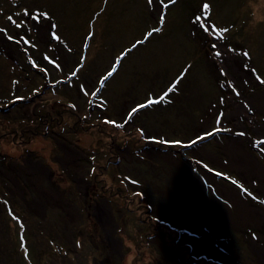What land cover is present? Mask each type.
Returning a JSON list of instances; mask_svg holds the SVG:
<instances>
[{"label": "rangeland", "instance_id": "374dc122", "mask_svg": "<svg viewBox=\"0 0 264 264\" xmlns=\"http://www.w3.org/2000/svg\"><path fill=\"white\" fill-rule=\"evenodd\" d=\"M163 13L160 25V6L148 0H0V264H205L203 255L264 264V237L250 233H264L254 201L264 202V123L248 111L264 112V0H177ZM205 23L229 31L221 38ZM187 66L163 103L122 128L106 122L124 123ZM221 72L240 102L226 114ZM216 129L228 134L198 139ZM28 194L38 219L22 217ZM54 233L62 255L50 249ZM209 233L231 247L220 250L224 239Z\"/></svg>", "mask_w": 264, "mask_h": 264}, {"label": "snow or ice", "instance_id": "6c2138e0", "mask_svg": "<svg viewBox=\"0 0 264 264\" xmlns=\"http://www.w3.org/2000/svg\"><path fill=\"white\" fill-rule=\"evenodd\" d=\"M149 4H153L154 2L158 3L159 6H160V10H161V15H160V18H159V23L160 25H163L164 22H165V15L163 14V10L164 9H167L169 7H171L172 5H174L175 3H177V0H167V2H165V0H148ZM209 8V5L207 3H205L203 5V9L205 10V12L208 10ZM41 16H47L46 13H41L40 14ZM12 18L9 17V20H11ZM37 19H39V17H37ZM202 19V17L200 16H197L196 17V20L197 22H200ZM17 27H20L21 25L17 24L16 25ZM53 27H55V25H53ZM202 27L204 28L205 31H213L216 35L220 36L221 38L224 37V35L229 31V29L227 27H224V28H217V27H214V26H209L207 25L206 23L205 24H202ZM161 31V27H154L151 29V31H148L143 40H137L133 45H132V48L131 49H128L126 50V52L122 53L120 56L117 57L116 59V62L115 64L112 66V69L111 71L107 72L106 76H104L101 80H100V85L101 87L104 86L105 82L110 78L112 77L115 73H116V70H117V66L121 63V61L124 59V57L127 55L128 52H130L131 50L137 48L139 45L143 44L145 41H147L150 37H152L154 34L156 33H159ZM92 34L89 33V36H91ZM56 39H59V36H56L55 37ZM24 43H30L29 41H24ZM215 47V45L213 46ZM244 56H248L249 53L248 52H244L243 53ZM217 55H220L219 52H217ZM45 59H49L48 57H45ZM53 63H55V61H52ZM35 66V65H34ZM190 66H187L180 74L179 77H177L176 81L173 82V84L171 85V87L168 88V90L166 92H164L163 95L159 96L158 99H153L152 97H149L147 99V102L146 103H141V104H138L137 106L133 107L129 113L127 114V119L124 121V123H120V124H117L115 121H106L107 123H111L113 124L114 126L116 127H124V124L125 123H128L136 113H138L139 111H141L142 109H145V108H148V107H151L152 105L154 104H161L163 103L169 96L170 93H172L173 91L176 90L177 88V85L179 84L180 80L187 75L188 73V70H189ZM78 71V70H77ZM77 73L76 72H73L72 75L75 76ZM99 88L95 91V92H92L91 95L95 96L97 95V93L99 92ZM87 94V93H86ZM17 100H21L23 99V97H16ZM74 107V106H73ZM222 115V114H221ZM220 120H221V116H218L217 117V123L219 124L220 123ZM215 131H220V129H216ZM215 132H209V133H206L205 135L208 136V135H214ZM204 137H198V139H203ZM196 141H193V143H195ZM175 143L179 144L180 142L179 141H175ZM264 143V142H262ZM233 183H236V181H233ZM246 191V189H245ZM15 218V217H14ZM21 246H25L24 245V237H21ZM28 249L27 247H25V256L27 258L28 256Z\"/></svg>", "mask_w": 264, "mask_h": 264}, {"label": "trees", "instance_id": "16d2710c", "mask_svg": "<svg viewBox=\"0 0 264 264\" xmlns=\"http://www.w3.org/2000/svg\"><path fill=\"white\" fill-rule=\"evenodd\" d=\"M242 2V1H241ZM243 3H245L244 1H243ZM246 4V3H245ZM209 6H210V4H208ZM164 14V13H163ZM192 28H194V30L195 31H198V29L196 28V27H191V29ZM215 44H214V40H211V39H209L208 41H206L205 42V44H204V46H205V48H206V50L207 49H211V48H215V47H213ZM242 52V51H241ZM244 52H248L249 53V51L246 49V51H245V49H244ZM244 52H242V53H244ZM242 56L244 57V58H247L250 62H251V55L249 54L248 56H244V54H242ZM250 62H248V63H250ZM220 74H222L221 75V79H222V81L224 82V84H225V87H223V85H221L220 84V89H221V93H222V96H221V98H220V100H221V102L220 103H218V105H219V107H218V110L219 111H225L224 113L226 114V112H228V111H230L231 110V108H232V104H233V102H237V104H239L240 102H239V99L237 100L236 98L233 100V99H231V97H232V94L234 93L233 91H236L237 89H236V87L233 85V87H230V82L231 81H229L230 79H229V77H228V75H226L224 72H221ZM232 83V82H231ZM256 87H257V85H256ZM261 88H262V86H260ZM249 88V87H248ZM258 88V87H257ZM238 92V91H237ZM239 95V94H238ZM238 97V96H237ZM238 98H242V96L240 95ZM249 111V116H250V118H252L253 119V124H257V122H256V120H254V116L255 115H260L261 117H263V120H262V122L264 123V112H262V113H260V112H256V111H252V110H248ZM242 124L243 125H245L246 126V130H247V132H248V134H247V137L249 136V135H251V136H253V142H255V140H256V137H257V135H256V133H253L249 128L251 127V122L249 121V120H247V118H244L243 120H242ZM223 125H230V121H228V120H225V119H223ZM212 132H215V134L214 135H208V136H206V135H203V137L204 138H209V137H212V140H213V142H215V139L218 137V139L219 138H221V136L220 135H218L217 133L218 132H222V135L223 136H225V134H228L227 132L228 131H226L225 129L224 130H220V131H215V130H213ZM223 136H222V138H223ZM248 139H249V137H248ZM250 140V139H249ZM216 143V142H215ZM255 151H257V150H255L254 148H253V152H255ZM257 152H259V151H257ZM255 154V153H254ZM257 155V154H256ZM259 155H261L260 154V152H259ZM262 156V155H261ZM263 159H264V157H263ZM219 172V175L218 176H220V178H223V179H228V176L226 175V174H223V172H221V171H218ZM245 189H246V191H245ZM240 190H242V192L244 193V194H246L247 196H248V193H249V195L250 196H252L251 195V193L247 190V187H240ZM254 197V196H253ZM254 201L258 204V205H261V206H263L264 207V202H261V203H259V202H257L256 201V199H254ZM29 224H30V227L32 228V229H35L36 228V230H37V227H35V223L34 222H29ZM33 224H34V226H33ZM57 229V228H56ZM56 229H55V231H56ZM250 233H251V235L252 236H257V235H259V234H262V237H264V233L262 232V231H260V230H253V232L252 231H250ZM247 237H248V234L246 233L245 234ZM225 238V239H224ZM226 238H227V236H225V237H223V242H225L227 245H229L230 243H231V241L230 240H226ZM48 243H49V245H50V249L52 250V251H54V253L56 252L57 254H61L62 255V251H61V249H59V247H58V245L57 246H54V245H52V243H54L55 244V241H56V239H55V233L54 234H50L49 236H48ZM57 242V241H56ZM53 246H54V248H53ZM230 246V245H229ZM231 247V246H230ZM222 248V247H221ZM204 257V256H203ZM204 260H205V264H223L222 262H218V261H214V260H209L208 258H206V257H204Z\"/></svg>", "mask_w": 264, "mask_h": 264}, {"label": "flooded vegetation", "instance_id": "af4514ba", "mask_svg": "<svg viewBox=\"0 0 264 264\" xmlns=\"http://www.w3.org/2000/svg\"><path fill=\"white\" fill-rule=\"evenodd\" d=\"M23 193V192H22ZM23 199L25 198V194H23L22 196H21ZM28 197H29V201L30 202H26V210H24L23 211V213H22V217L26 214V215H28V216H31L33 219L32 220H35V218L36 219H38V216H36V214H34V212L31 210V208H30V206H35L34 205V202H32L31 201V197L29 196V194H28ZM31 212H33V213H31ZM40 218V217H39ZM39 221H40V219H39ZM225 224H227V222H225ZM101 226V225H100ZM99 228V227H98ZM187 229V228H186ZM213 232V231H212ZM222 233H220V232H215V233H219V234H224V232L225 231H221ZM201 232L199 231V234H200ZM214 233V234H215ZM193 235V237L195 236V237H199L200 235H196L194 232L192 233ZM205 236V238L208 236V238L213 242L214 240L213 239H217L216 241H219L218 239H220V238H222L223 239V237L224 236H222L221 237V235H217V234H215V235H213L212 233H209L207 236H206V234L204 235ZM183 237V236H182ZM213 238V239H212ZM225 239V238H224ZM103 241H104V243H105V245H106V248H107V253H110V252H112V251H114V249L112 248V245H110V242H109V240L107 239V238H104L103 237ZM221 243V246H220V248L221 247H223L222 245H223V243L224 244H226L225 242H220ZM108 245V246H107ZM97 246V245H96ZM98 247V246H97ZM190 248H191V250H192V246L190 245ZM220 250H222V248L220 249ZM77 254V252H75V255ZM218 254H221V253H218ZM204 257H206V258H208L209 260H214V261H220V262H222L221 260H223V259H218V258H213V259H210V257H208V256H206V255H203ZM106 257H107V255H106ZM76 258V257H75ZM77 259V258H76ZM224 261H225V259H224ZM223 264H228L226 261H225V263L224 262H222Z\"/></svg>", "mask_w": 264, "mask_h": 264}, {"label": "bare ground", "instance_id": "6f19581e", "mask_svg": "<svg viewBox=\"0 0 264 264\" xmlns=\"http://www.w3.org/2000/svg\"><path fill=\"white\" fill-rule=\"evenodd\" d=\"M240 110L243 111L242 108H240ZM37 142H38V140L35 143L37 144V146H39V144ZM233 155H236V153L233 152ZM237 155H240L242 158H243V156H246V152L244 151V149L241 146H240V151L237 153ZM100 215H101V217H103V221H104L105 225H110V220L108 219L107 213L105 211H100Z\"/></svg>", "mask_w": 264, "mask_h": 264}, {"label": "clouds", "instance_id": "9594fccd", "mask_svg": "<svg viewBox=\"0 0 264 264\" xmlns=\"http://www.w3.org/2000/svg\"><path fill=\"white\" fill-rule=\"evenodd\" d=\"M244 128H245V126H243ZM245 130H246V128H245Z\"/></svg>", "mask_w": 264, "mask_h": 264}, {"label": "water", "instance_id": "95a60500", "mask_svg": "<svg viewBox=\"0 0 264 264\" xmlns=\"http://www.w3.org/2000/svg\"><path fill=\"white\" fill-rule=\"evenodd\" d=\"M245 129V128H244Z\"/></svg>", "mask_w": 264, "mask_h": 264}]
</instances>
